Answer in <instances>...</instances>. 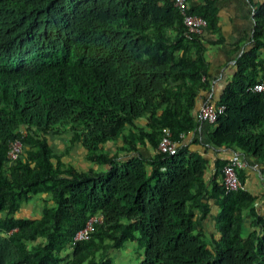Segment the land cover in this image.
<instances>
[{
	"label": "trees",
	"instance_id": "1",
	"mask_svg": "<svg viewBox=\"0 0 264 264\" xmlns=\"http://www.w3.org/2000/svg\"><path fill=\"white\" fill-rule=\"evenodd\" d=\"M195 1L204 3L192 2L191 12L215 32V1ZM254 19L253 46L235 49L237 72L216 104L225 109L210 140L238 147L264 174V94L247 89L264 82V3ZM206 50L175 0H0V264H114L111 250L128 242L144 249L137 264H264V215L252 210L253 230L244 233L255 197L226 193L228 161L217 163L209 192L199 153L159 150L165 127L179 139L199 124L197 99L213 79ZM147 114L146 132L136 122ZM68 134L66 151L82 145L100 170L55 154L52 136ZM121 138L125 151L138 153L146 138L157 153L119 161L107 145ZM16 140L24 152L12 162ZM39 193L50 196L42 215L18 217ZM209 198L220 208L221 237L211 244ZM98 213L103 222L77 241Z\"/></svg>",
	"mask_w": 264,
	"mask_h": 264
},
{
	"label": "crops",
	"instance_id": "2",
	"mask_svg": "<svg viewBox=\"0 0 264 264\" xmlns=\"http://www.w3.org/2000/svg\"><path fill=\"white\" fill-rule=\"evenodd\" d=\"M215 7L218 11L219 25L215 32L207 30L205 33L207 50L205 57L210 65V74L213 77L211 80V89L209 91H201L197 99V106L193 112L194 117L198 120V126L190 133H183L179 139H176L179 147L187 146L192 151L199 153L206 161V171L204 176V184L209 192L213 189L214 179L217 175V163L219 161L226 162L231 159L233 154L237 151H242L236 147H216L210 140V135L215 131L213 124L203 122L200 118V110L206 102L216 105L228 84L233 80L237 72V53L235 49L237 46L242 47V52L252 48L253 46V32L255 26L254 15L256 9L264 3V0H214ZM197 4L204 3L200 1H193ZM175 34V33H174ZM264 57V55H263ZM259 74H264V69L259 68ZM148 114L138 120L136 123L138 128L144 131H150L148 125ZM128 134H139L140 132L128 127ZM69 139L71 137L68 134ZM55 135L52 136V139ZM67 136V135H66ZM58 137V136H57ZM61 137V136H60ZM145 144H138L137 151H125L124 140L121 138L117 143H109L107 149L113 154H119V161H124L130 157L143 155L146 158H152L156 153V149L151 145L148 139H144ZM53 141V140H52ZM129 147V145L127 146ZM122 148V150L120 149ZM69 159L67 166L71 165L78 169L95 168L94 163L86 159V152L82 145L75 144L69 151ZM248 167L241 171L240 177L245 185V189L255 197V204L252 209L247 211L244 222V233L248 234L253 230L251 219L252 210L264 215V174L260 168L253 166L251 159H248ZM105 168V167H104ZM151 169V167H150ZM219 182L222 177L219 176ZM209 205L208 212L204 222L203 228L207 233V242L211 244L212 238L219 239L221 234L218 230V218L220 213L219 206L214 199L209 198L205 201ZM201 212L197 211V216H201ZM139 237L140 234L137 233ZM136 243V242H133ZM142 257V256H141ZM143 259L141 258L140 261Z\"/></svg>",
	"mask_w": 264,
	"mask_h": 264
},
{
	"label": "built area",
	"instance_id": "3",
	"mask_svg": "<svg viewBox=\"0 0 264 264\" xmlns=\"http://www.w3.org/2000/svg\"><path fill=\"white\" fill-rule=\"evenodd\" d=\"M176 6L184 15V22L190 34L205 35L208 30V22L202 16L191 12V0H175ZM248 91L259 92L264 94V82H259L248 86ZM223 105L216 106L213 103L206 102L200 110L201 121L213 124L216 122L219 113L223 112ZM183 134H181L182 136ZM179 145L173 137L170 128L163 129V135L159 144V150L163 153L174 154L178 150ZM24 152V144L21 140L12 142L8 156L12 162L17 160ZM249 165V161L240 152H235L231 159L223 167V181L226 193H232L240 189H245V185L241 180L240 173ZM254 167L260 168L258 162H254ZM104 217L98 213L88 220L86 226L78 231L75 239L77 241L88 240L96 223H102Z\"/></svg>",
	"mask_w": 264,
	"mask_h": 264
},
{
	"label": "rangeland",
	"instance_id": "4",
	"mask_svg": "<svg viewBox=\"0 0 264 264\" xmlns=\"http://www.w3.org/2000/svg\"><path fill=\"white\" fill-rule=\"evenodd\" d=\"M69 135L63 136H54L52 141V146L56 155H60L65 162H68L69 152L67 148L69 146L70 138ZM67 165V164H66ZM97 170H100V167H97ZM50 196L39 193L35 195L29 202L24 203L18 212V217H29V218H38L42 215L44 204L49 200ZM65 254L72 252V247L68 248ZM144 249H142L137 243L128 242L125 248L111 250L110 256L114 258V264H137L140 259L144 258ZM142 256V257H141ZM87 264V263H86Z\"/></svg>",
	"mask_w": 264,
	"mask_h": 264
}]
</instances>
